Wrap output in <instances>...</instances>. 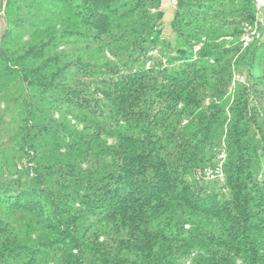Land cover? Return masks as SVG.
<instances>
[{"label": "trees", "instance_id": "trees-1", "mask_svg": "<svg viewBox=\"0 0 264 264\" xmlns=\"http://www.w3.org/2000/svg\"><path fill=\"white\" fill-rule=\"evenodd\" d=\"M3 1L0 264H264L253 0Z\"/></svg>", "mask_w": 264, "mask_h": 264}, {"label": "built area", "instance_id": "built-area-1", "mask_svg": "<svg viewBox=\"0 0 264 264\" xmlns=\"http://www.w3.org/2000/svg\"><path fill=\"white\" fill-rule=\"evenodd\" d=\"M253 3L255 9L254 20L242 26L238 38L227 36L222 38L221 41L225 42L227 45L237 44L243 49L264 41V0H253ZM201 46L202 44L196 46L195 51H198ZM156 54L157 52H154V55ZM237 83H245V78L239 74L235 75L231 90H233ZM226 159L227 152L222 150L217 156L216 164L213 167L199 171L198 177L209 181L219 180L223 183L225 181L224 164ZM260 178L264 180V175L260 176Z\"/></svg>", "mask_w": 264, "mask_h": 264}, {"label": "rangeland", "instance_id": "rangeland-1", "mask_svg": "<svg viewBox=\"0 0 264 264\" xmlns=\"http://www.w3.org/2000/svg\"><path fill=\"white\" fill-rule=\"evenodd\" d=\"M174 6H175L174 0H163V10L165 11L164 33L166 35H169V33H170V28L169 27H170V22H171V20L173 18ZM2 32H3V30L0 31V36H1ZM223 44L226 45L225 42H223ZM235 88H236V85H235Z\"/></svg>", "mask_w": 264, "mask_h": 264}, {"label": "crops", "instance_id": "crops-1", "mask_svg": "<svg viewBox=\"0 0 264 264\" xmlns=\"http://www.w3.org/2000/svg\"><path fill=\"white\" fill-rule=\"evenodd\" d=\"M4 1L0 0V31L4 29Z\"/></svg>", "mask_w": 264, "mask_h": 264}]
</instances>
